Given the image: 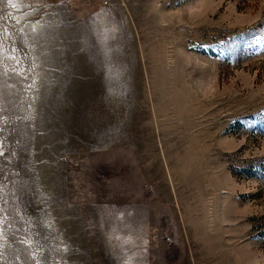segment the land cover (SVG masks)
Wrapping results in <instances>:
<instances>
[{"label": "rangeland", "instance_id": "1", "mask_svg": "<svg viewBox=\"0 0 264 264\" xmlns=\"http://www.w3.org/2000/svg\"><path fill=\"white\" fill-rule=\"evenodd\" d=\"M0 264H264V0H0Z\"/></svg>", "mask_w": 264, "mask_h": 264}]
</instances>
